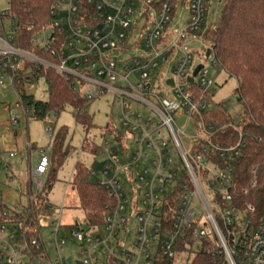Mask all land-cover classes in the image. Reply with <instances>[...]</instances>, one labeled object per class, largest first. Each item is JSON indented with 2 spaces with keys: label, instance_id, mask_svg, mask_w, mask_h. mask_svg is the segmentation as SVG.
Segmentation results:
<instances>
[{
  "label": "built area",
  "instance_id": "1",
  "mask_svg": "<svg viewBox=\"0 0 264 264\" xmlns=\"http://www.w3.org/2000/svg\"><path fill=\"white\" fill-rule=\"evenodd\" d=\"M208 4L209 0H189L186 24L178 28L173 24L170 0L160 5L158 0H52L49 17L36 25L30 40L37 51L52 58L47 60L16 46L19 20L12 13V0H7L8 9L0 12V69L9 74L11 84L27 63L36 65L37 72L51 68L81 95L79 85L92 88L89 98L114 96L122 109L120 122L134 137L135 149L128 159L121 161L107 142L102 150L107 161L103 179L95 182L112 199L104 225L91 227L83 218L67 226L60 221L52 223L50 245L55 250L62 251L71 237L83 256L78 262L83 264H103L104 257L106 264H156L159 254L175 260L178 240L191 237L192 244L187 247L194 254L223 255L224 264H264V214L255 227L250 226L246 211L253 213L254 207L247 204L245 211L239 210L229 192L231 163L244 145L224 148L210 139L219 128L206 124L204 116L226 104L210 105L215 82L204 64L189 82L200 65L195 63L192 45L202 40L209 27ZM141 40L147 46L145 56L127 59L129 65L117 72L121 62L115 55L137 49ZM206 54L209 59L211 54ZM169 70L172 76H167ZM132 75H137L136 83L130 81ZM119 79L125 83L122 87L115 85ZM35 80L33 76L32 82ZM130 102L142 110L131 108ZM180 116L187 119L184 129L176 123ZM235 117L238 122L242 115ZM18 123L17 114L12 124ZM164 128L171 141L163 138ZM186 137L193 139L189 148L184 145ZM171 142L179 152L183 171L175 168ZM50 152V147L40 151L37 159L33 172L37 193L50 166ZM252 173L256 174V169ZM179 182L178 212L172 231L162 239L163 200ZM257 184L255 179L251 188ZM138 188L147 189V193L143 209L134 207L136 240L126 249L128 195ZM249 191L247 188L243 194ZM41 228L30 225L20 233L15 223H0V264H31L32 248L41 251L34 257L35 264H53ZM26 234L29 240H25ZM54 264L72 262L59 257Z\"/></svg>",
  "mask_w": 264,
  "mask_h": 264
},
{
  "label": "trees",
  "instance_id": "2",
  "mask_svg": "<svg viewBox=\"0 0 264 264\" xmlns=\"http://www.w3.org/2000/svg\"><path fill=\"white\" fill-rule=\"evenodd\" d=\"M165 0H158V5ZM220 5L217 24L209 26L202 36L206 46L205 53L211 50L216 64L225 70L230 76L236 78L235 91L237 102L242 107V118L237 122L236 117L230 114L225 107H216L204 116L208 125H217L219 130L210 139L221 147H232L242 143L240 156L231 163L233 166L232 184L229 192L233 198V206L245 211V206L250 204L254 212L246 211L250 226H256L264 214V0H212ZM173 6V17L177 11L178 0H170ZM52 0H12V13L19 20L16 46L22 50L40 55L47 60L52 58L37 51L31 44V36L35 32L36 25L43 23L49 17V9ZM209 8V4L207 5ZM44 77L49 84V97L46 101L36 100L33 95L25 91V87L32 82V77ZM13 89L16 92L20 104L28 109L33 118L44 120L48 114H59L68 108L75 111V119L87 135L96 126L93 117L88 112L89 100L75 91L70 83L51 68H43L36 71V65L27 63L25 70L14 79ZM106 134L118 136L112 126H107ZM64 130L53 140V158L48 177L38 193L31 191L28 201L20 210H12L0 200V223H15L20 233L31 226H39L42 218L52 214V205L48 196L56 181L57 167L61 166L69 155L64 151ZM90 143V144H89ZM103 148L95 143L91 136L85 140L82 152L94 155L102 153ZM56 168V169H55ZM48 169V172H49ZM256 169V174L252 171ZM47 172V173H48ZM93 170L83 162H77L75 173L70 182L79 198L78 209L83 219L91 227L101 228L112 199L100 184L91 180ZM257 186L251 188L254 180ZM183 181L187 182L184 178ZM181 182L175 186V190L164 198L162 210L161 237L169 235L172 231V223L178 212L179 198L181 197ZM249 188L248 194L243 190ZM167 199V200H166ZM220 222V221H218ZM224 233V230H223ZM25 240L30 236L25 235ZM192 244L191 237L178 240L177 251L191 252L187 247ZM33 258L31 264H35L41 251L31 249ZM156 264H174V259H165L158 255ZM190 264H224V256L216 253H196Z\"/></svg>",
  "mask_w": 264,
  "mask_h": 264
},
{
  "label": "rangeland",
  "instance_id": "3",
  "mask_svg": "<svg viewBox=\"0 0 264 264\" xmlns=\"http://www.w3.org/2000/svg\"><path fill=\"white\" fill-rule=\"evenodd\" d=\"M210 12L207 17L208 26H215L219 18L220 5L216 1H210ZM177 11L174 17L173 24L178 28L185 26L189 14V0H178ZM7 0H0V12L7 10ZM9 24V23H7ZM206 44L202 40L193 43L192 51L195 57L196 64H204L208 75L214 79V94L211 97L210 105H216L224 102L228 112L234 116L242 114L241 105L237 102L235 94L237 88L236 78L230 76L225 70L216 65L214 54L207 59L205 57ZM208 47V46H207ZM147 53V46L141 40L137 49H131L122 54L115 55L119 64L117 72H123L124 67L129 65L126 61L132 57H144ZM126 61V62H125ZM167 76H172L171 70ZM132 83L137 82V75H132L130 78ZM198 81V79H196ZM116 86L122 87L125 85L120 79L115 83ZM197 86V85H195ZM191 88L192 85H187ZM82 89V95L89 100L88 112L93 117V123L96 128L92 129L89 135L86 134L82 126L75 119V111L68 108L59 114L50 113L47 117L37 119L30 117V111L21 106L18 96L13 89L9 74L0 69V200L3 201L10 209L20 210L27 204L29 193L36 192V182L33 178V172L37 166V159L40 151L51 148L49 153L50 162H52L53 140L64 130V151H69V155L61 166L57 167L55 173V183L48 196V200L52 205V214L41 220V238L44 246L49 254L50 260L54 261L59 257L64 260H69L72 264H76L82 259L79 247L74 240L69 237L66 244L63 245L62 251H57L50 245L51 224L57 222H65L71 220L75 216L81 217L82 213L78 210L79 198L77 192L72 188L70 182L75 173L77 162H83L88 167H91L96 172L95 176L91 177L92 181H101L103 179L102 171L107 161V156L99 153L94 155L88 152L80 151L87 137L94 138L95 143L104 149L107 142L108 148L115 149L118 152V157L123 159L130 158L134 152V137L120 122L122 109L116 104L114 96L108 95L101 98H89L92 93V88L86 85H79ZM25 91L29 95H33L36 100L46 101L49 97V84L44 77H39L25 87ZM17 105H20L17 107ZM137 111L142 110L133 102L129 105ZM18 114L19 123L13 125V118ZM187 119L183 116L176 117L177 125L184 129ZM112 126L116 135L106 134L104 130L107 126ZM50 129L53 133V139L48 133ZM188 131V130H187ZM188 133H191L189 128ZM163 138L171 141L169 132L166 128L163 129ZM193 139L185 138L184 145L189 148ZM90 144V143H89ZM124 149V150H123ZM172 158L174 159L175 168L182 169L183 163L179 156L178 150L171 142ZM123 150V151H122ZM123 152V153H122ZM15 154V155H14ZM49 172L44 176L48 177ZM137 169L131 172H137ZM138 173V172H137ZM180 174V173H179ZM169 188V187H166ZM147 189L138 188L135 193L128 195L129 203L126 207V217L129 220L127 226V235L124 242L126 249L130 248L136 240L137 220L133 217L134 207L143 209V200L146 198ZM199 216L201 210L196 207ZM15 237L18 233L14 234ZM193 252L182 253L177 251L174 264H190L194 257ZM103 264H106V258H102Z\"/></svg>",
  "mask_w": 264,
  "mask_h": 264
},
{
  "label": "water",
  "instance_id": "4",
  "mask_svg": "<svg viewBox=\"0 0 264 264\" xmlns=\"http://www.w3.org/2000/svg\"><path fill=\"white\" fill-rule=\"evenodd\" d=\"M210 54H211V50H208L207 51V57H209L210 56ZM203 68V65L202 64H200V65H198L197 67H196V69H195V71H194V73H193V77H190L189 78V82H193V80H194V77H196L197 75H198V73H199V71L201 70ZM169 83L170 84H173V81L172 80H170L169 81ZM245 222H247V219L245 218ZM77 264H83L82 262H78Z\"/></svg>",
  "mask_w": 264,
  "mask_h": 264
},
{
  "label": "crops",
  "instance_id": "5",
  "mask_svg": "<svg viewBox=\"0 0 264 264\" xmlns=\"http://www.w3.org/2000/svg\"><path fill=\"white\" fill-rule=\"evenodd\" d=\"M209 4H210V3H209ZM210 6H211V5H209V8H208V14H209V12H210ZM207 17H208V15H207ZM29 116L32 117V114L30 113ZM49 130H50V129H49ZM50 131H51V130H50ZM50 134H51L50 137L53 139V133H52V131L50 132ZM77 211H79V212L81 213V211H80L79 209H78ZM77 218H83V217H82V215H81V217H78V216L76 217V216H75L74 218H71V220H66L65 222H61V223H63L64 225L67 226V225H70L71 223H73V221H74L75 219H77Z\"/></svg>",
  "mask_w": 264,
  "mask_h": 264
}]
</instances>
